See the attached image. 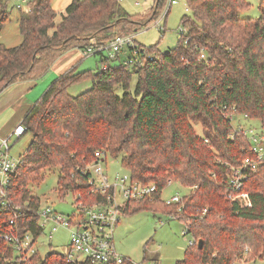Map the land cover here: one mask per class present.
<instances>
[{"label": "trees", "instance_id": "1", "mask_svg": "<svg viewBox=\"0 0 264 264\" xmlns=\"http://www.w3.org/2000/svg\"><path fill=\"white\" fill-rule=\"evenodd\" d=\"M120 1L72 0L60 13L53 0H28L27 9L20 8L23 41L14 47L0 43V94L13 83L43 77L73 48L104 45L118 35L136 33L167 4L155 0L151 14L142 20L143 15L129 14ZM187 5L192 14L182 19L186 33L173 49L139 45L143 57L145 49L156 54L139 65L116 63L119 55L99 53L96 72L72 68L30 107L22 123L33 138L11 175L12 208L6 211L0 205V264H89L53 251L23 260L3 235L15 228L37 240L43 233L41 200L29 186L43 181L48 168H60L62 196L72 192L85 204L104 202L105 196L92 194L77 172L96 151L121 156L133 179L158 186L151 198L126 202L123 213L163 212L188 225L194 243L177 264H233L244 254L248 263L264 259V166L245 184L250 207L227 198L231 166L254 155L247 137L224 116L247 114L264 130V0L258 18L242 16L249 5L246 0H187ZM6 11L3 7L0 12V34L9 19ZM133 50L128 47V57ZM86 77L93 86L72 96L68 88ZM192 120L202 124L201 135ZM79 178L84 185L78 184ZM170 182L197 188L181 203L167 204L162 192ZM204 208L209 213L202 216Z\"/></svg>", "mask_w": 264, "mask_h": 264}, {"label": "rangeland", "instance_id": "2", "mask_svg": "<svg viewBox=\"0 0 264 264\" xmlns=\"http://www.w3.org/2000/svg\"><path fill=\"white\" fill-rule=\"evenodd\" d=\"M56 0H54L55 3ZM249 4L246 9L242 11L243 17L258 18L261 15L259 8L261 0H246ZM121 6L133 16H141L142 20H146L152 12V7L155 5V0H122ZM21 5L23 9H27L28 1L26 0H0V12L3 7H6V12L9 13V19L4 25V28L0 34V43L5 44L7 47H14L23 41V36L19 29L20 9L17 7ZM187 0H177L169 8L168 15L165 20H162L160 25H157V21L160 15L167 8L161 9V13L155 20H153L148 26H144L136 32V43L139 45L150 46L158 44L161 51H169L176 47L180 37V30L182 27V19L185 15H191L192 11L187 10ZM64 8L62 11L65 12ZM62 15L57 17V21H60ZM155 56V52H148ZM103 55L109 56L110 51L106 49ZM101 56L90 55L84 57L83 53L78 50H70L61 55L56 62L51 66L47 73L36 80L37 86H34L33 92L36 90L43 91L42 85L47 81H52L59 73L65 68H70L74 65L78 66V72L90 70L93 73L100 68ZM128 58V47L119 53V59H116V63L126 62ZM67 68V69H68ZM49 82V84H50ZM137 82V76L133 77L131 83V89L135 88ZM48 84V85H49ZM93 86L92 79L90 77L83 78L82 80L74 83L68 88V92L72 96H77L83 92L89 90ZM45 89V88H44ZM119 94L123 93L120 86L117 87ZM39 94V95H40ZM17 112V109H11L3 112L0 116V128L2 126H8L9 120H12ZM22 119V118H21ZM18 120L13 124L12 129L16 124L21 123L22 120ZM192 124L198 134H202V124L197 120H192ZM233 126L249 127L251 124L257 130H261L260 122L257 120H245L243 116L237 115L233 121ZM254 130L255 132L257 130ZM11 133H9L10 135ZM33 135L31 133H24L21 137L11 138V148L9 155L14 158H19L20 155H24L27 151L28 145L31 143ZM105 161L102 162L104 169L107 171L111 178L115 175L128 174L129 171L123 167L121 156L113 157L110 153H107ZM44 180L38 184H30V190L33 195L39 196L41 200V207H52L58 214L68 217L74 212L78 213V208L75 205V198L72 192L62 196L58 189V180L61 176L59 167L48 168L44 171ZM190 191L189 187H186L179 182H172L162 192V198L168 200L173 195L184 196ZM53 222H48L44 227L43 233L38 237L35 242V248L41 255H45L49 251L57 252L60 254H67L72 252L73 259L75 261H83L85 256L72 249L71 232L68 228L58 226L56 230H52ZM186 229V223L180 219L172 218L170 215L163 212H153L151 210H140L135 213L125 214L120 216L119 223L114 231V243L116 250L125 256H128L134 262L141 263L142 261H160L163 264H177L178 261L184 259L185 251L190 247V241L194 239L192 234H184ZM254 262L248 264H264V259L257 258Z\"/></svg>", "mask_w": 264, "mask_h": 264}, {"label": "built area", "instance_id": "3", "mask_svg": "<svg viewBox=\"0 0 264 264\" xmlns=\"http://www.w3.org/2000/svg\"><path fill=\"white\" fill-rule=\"evenodd\" d=\"M28 1V0H26ZM122 1V0H121ZM177 0H167V8L160 15L157 25H160L162 20H165L168 15L169 8ZM19 9L21 5L17 6ZM188 10H190L187 7ZM186 33V28L181 27L180 37ZM136 33H131L124 36H116L107 44H92L82 49L84 57L103 53L109 49L111 58L118 57L127 47L134 48L133 53L127 58L126 63L130 65L142 64L147 57L152 58L145 49V57L140 53L142 47L136 43ZM144 49V48H142ZM205 54H202V58ZM235 108V107H234ZM237 115L243 116L245 120H250L247 114L224 113V116L230 120L231 123L236 119ZM233 125V124H232ZM234 127V126H233ZM235 130L242 132L248 139L251 151L254 156L246 157L240 166H231L230 173L227 178V186L229 192L226 194L227 198L241 207H250L252 201L250 194L246 191L245 184L253 172H256L261 166H264V130H257L251 124L249 127L239 126L234 127ZM257 130L256 132L254 130ZM26 132V127L21 122L11 132L10 135L0 138V205L3 210H10L12 208V200L9 198L8 189L11 182V175L15 174L21 157L14 158L9 155L11 148L10 140L12 137L19 138ZM233 136V134H232ZM107 153L105 151H96L95 158L84 168H77V172L86 178V183L90 187L92 194L100 193L105 196L104 202L94 204H85L81 201L82 196L79 193L76 195L75 205L78 208V213H73L68 217L58 214L52 207H39L40 226L44 229L48 222H53L52 230H56L57 225L66 227L71 232L72 249L85 256L83 261H75L73 253L65 254L69 261L87 262L89 264H163L160 261H142L141 263L134 262L128 257L120 254L115 247L114 231L119 223L120 216L123 214V206L128 201L141 200L152 197L158 190L155 183L144 184L132 178L130 172L122 176L115 175L111 178L104 169L102 162L105 161ZM79 185H84L81 178L77 180ZM170 182L169 184H171ZM194 188H190L191 192ZM183 200V196L173 195L168 200L167 204H179ZM183 210V205L178 208V212ZM209 213L208 208L202 210V216ZM175 218L174 215H170ZM14 225L13 220L10 221ZM13 227V226H12ZM188 225L184 234H187ZM3 237L13 246L16 254L23 260L29 258L38 249L35 248V242L32 233L20 234L15 228L6 232ZM194 243V239L190 241V245ZM233 264H248L247 256L244 254L238 258Z\"/></svg>", "mask_w": 264, "mask_h": 264}, {"label": "crops", "instance_id": "4", "mask_svg": "<svg viewBox=\"0 0 264 264\" xmlns=\"http://www.w3.org/2000/svg\"><path fill=\"white\" fill-rule=\"evenodd\" d=\"M71 1L72 0H56L54 3V0H53V7L56 11H62L64 8H66L70 4ZM71 50H78L82 52V49L77 48V47ZM74 67L78 68L77 65H74L70 68L67 67L68 69L67 68L63 69V71L59 73L51 82L47 81L45 84H43L42 85L43 91L41 94H40L41 91L39 90L38 91L36 90L35 92H33L34 86L38 85L36 84L37 83L36 80H22V81L9 85L0 94V116L3 112L7 110H11L13 108L17 109V112H16L17 114H15L12 120L8 121L10 125L8 126L5 125V126H2V128H0V138L7 137L9 133H11L16 128V126L20 124V123L16 124L14 129H12L13 124L17 122L15 118H17L18 120H20L21 118L23 119L25 114L30 109V107L42 97V95L45 93V91L49 88V86L54 80H56L62 74L66 73L67 71L71 70ZM20 157H22V155H20ZM128 258L131 259L130 257Z\"/></svg>", "mask_w": 264, "mask_h": 264}, {"label": "water", "instance_id": "5", "mask_svg": "<svg viewBox=\"0 0 264 264\" xmlns=\"http://www.w3.org/2000/svg\"><path fill=\"white\" fill-rule=\"evenodd\" d=\"M199 244H200V248H202V246H203V241L200 240Z\"/></svg>", "mask_w": 264, "mask_h": 264}]
</instances>
